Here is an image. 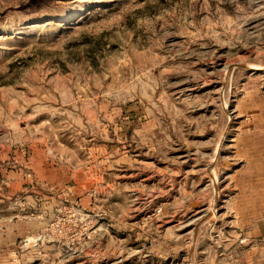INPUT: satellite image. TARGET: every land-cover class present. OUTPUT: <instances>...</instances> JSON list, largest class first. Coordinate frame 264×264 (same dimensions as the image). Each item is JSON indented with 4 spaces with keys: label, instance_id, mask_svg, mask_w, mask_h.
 Listing matches in <instances>:
<instances>
[{
    "label": "rangeland",
    "instance_id": "rangeland-1",
    "mask_svg": "<svg viewBox=\"0 0 264 264\" xmlns=\"http://www.w3.org/2000/svg\"><path fill=\"white\" fill-rule=\"evenodd\" d=\"M0 264H264V0H0Z\"/></svg>",
    "mask_w": 264,
    "mask_h": 264
}]
</instances>
